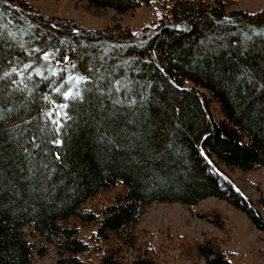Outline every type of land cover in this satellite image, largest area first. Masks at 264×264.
Instances as JSON below:
<instances>
[{
    "label": "trees",
    "instance_id": "trees-1",
    "mask_svg": "<svg viewBox=\"0 0 264 264\" xmlns=\"http://www.w3.org/2000/svg\"><path fill=\"white\" fill-rule=\"evenodd\" d=\"M83 1L126 14L155 0ZM229 1L171 0L157 28L133 36L130 27L87 30L25 0H0V73L13 61L47 76L0 81V264H36L48 246L54 264H126L134 228L156 202L216 198L264 232V196L246 198L222 170L264 166V11L231 10ZM70 74L89 79L65 101L52 89ZM109 80L127 86L108 92L101 86ZM53 101L68 104L66 117L55 116L59 131L46 115ZM118 186L101 211L86 208ZM27 227L46 245L30 240ZM197 251L205 264H230L217 241ZM154 252L150 243L134 264H159Z\"/></svg>",
    "mask_w": 264,
    "mask_h": 264
},
{
    "label": "rangeland",
    "instance_id": "rangeland-1",
    "mask_svg": "<svg viewBox=\"0 0 264 264\" xmlns=\"http://www.w3.org/2000/svg\"><path fill=\"white\" fill-rule=\"evenodd\" d=\"M25 1L43 15L74 22L87 30L121 25L130 27L137 35H141L148 28H157L167 12L166 8L171 4V0H155L149 6L143 4L133 12L119 14L112 9L94 7L83 0ZM229 2L231 10L249 14L264 11V0ZM222 170L246 198L257 204L260 197L264 196V166L249 172L225 168ZM120 190L122 189L118 186L112 191L100 193L86 208L101 211ZM215 218L223 219L222 227L214 224ZM25 233L38 247L46 245L33 227L25 228ZM133 233L136 238L135 248L125 247L126 264H134L139 253L146 250L150 243L155 250L153 257L159 264H205L198 254L197 246L210 241L219 242L230 253V264H264V232L257 230L243 212L216 198H208L195 206L156 202L145 208ZM84 234L89 236L90 233L86 231ZM119 243L114 240V244ZM92 258L86 264H96ZM56 259L54 247L48 246V253L36 256L35 263L54 264Z\"/></svg>",
    "mask_w": 264,
    "mask_h": 264
},
{
    "label": "snow or ice",
    "instance_id": "snow-or-ice-1",
    "mask_svg": "<svg viewBox=\"0 0 264 264\" xmlns=\"http://www.w3.org/2000/svg\"><path fill=\"white\" fill-rule=\"evenodd\" d=\"M5 3H7V0H4ZM157 15H160L159 13H157ZM228 18H225V21H227ZM223 22V21H221ZM55 27V25L53 26ZM179 27V26H177ZM255 31V29L253 30ZM264 31V30H262ZM133 36L137 35L136 33L132 34ZM35 52H42V56L41 58L45 61H50L51 59V54L47 51H42L41 49L37 48L34 50ZM62 60L64 61H69V57L68 56H63ZM70 62V61H69ZM8 64L10 65L9 69L6 71H3L2 73H0V81H4L5 79L10 81V85H18L19 84H23V79H21L19 82L16 79H13V75L15 76H19V77H24L25 74H27L28 79L32 78V75L35 74L36 76L41 77V79H47V76L44 75V73L42 71H40L39 68H34L32 64H28L25 63L22 65V67H18L14 64L13 61H8ZM73 68H75V65H72ZM58 71H65L64 69H53L51 70V75L55 76L57 75ZM90 72L92 71L91 69L89 70ZM95 71L99 72V69H96ZM87 79H89L88 76H80V75H76V74H70L67 76L66 78V84H61L60 86L57 87H53V91L57 92L58 94L62 95L65 99V101L67 100H74L80 97V92L78 90V86L80 83L86 81ZM98 79H104L103 76H99ZM61 80H64V77H61ZM131 83V82H128ZM67 84H71L74 87H67ZM126 84L123 81L117 80L113 83V81L109 80L107 82L106 85H102V88H105L108 92H112L113 90L115 92H120L121 88H126ZM25 88H27V85H24ZM48 97H45V99H47ZM129 103H135L134 100H129ZM53 110L46 113V115H48L49 120L56 125V128L54 129V131H59V126L61 121L60 120H56L55 116H61V117H66L67 113L63 112L62 109H65L68 107L67 103H63L60 105H56L55 102L53 101ZM114 104H120L122 103V101L120 99H114L113 100ZM54 144H62L63 141L59 140V139H53L51 141ZM203 154V153H202ZM61 157L59 155V153L56 154V159L59 160Z\"/></svg>",
    "mask_w": 264,
    "mask_h": 264
}]
</instances>
